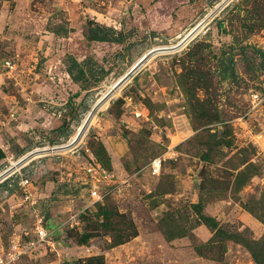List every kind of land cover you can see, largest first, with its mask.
I'll return each mask as SVG.
<instances>
[{
    "label": "rangeland",
    "instance_id": "374dc122",
    "mask_svg": "<svg viewBox=\"0 0 264 264\" xmlns=\"http://www.w3.org/2000/svg\"><path fill=\"white\" fill-rule=\"evenodd\" d=\"M87 22L124 42L87 43ZM259 51L264 0H0V251L33 237L36 214L49 244L15 264H255L249 241L264 264ZM68 56L91 74L80 84ZM92 163L119 184L96 204L79 184ZM211 224L242 245L208 242Z\"/></svg>",
    "mask_w": 264,
    "mask_h": 264
},
{
    "label": "built area",
    "instance_id": "2783aa9c",
    "mask_svg": "<svg viewBox=\"0 0 264 264\" xmlns=\"http://www.w3.org/2000/svg\"><path fill=\"white\" fill-rule=\"evenodd\" d=\"M5 73L8 74L9 71L13 69V64L9 61H5L3 64ZM249 105L250 110L254 113H260L264 117V95L253 91L249 95ZM137 113H134L136 115ZM160 167V159H154L150 162L149 168L150 173L155 175L158 173ZM87 177L81 179L79 184L86 189L87 199L90 204L101 203L103 198L110 195L113 191L118 188V181L115 180V176L108 169L103 168L97 163H92L85 169ZM41 171L34 172L33 175L40 174ZM39 175H37L38 177ZM74 181V179H72ZM27 181H23L22 184H26ZM120 183V182H119ZM103 186V189L101 188ZM34 232L33 237L28 241L23 242L17 236L12 237L8 242V247L6 250L0 251V264H15V262L27 254L28 252L34 251L36 246L40 247L42 245H48V237L46 232L42 227L43 217L34 215Z\"/></svg>",
    "mask_w": 264,
    "mask_h": 264
},
{
    "label": "trees",
    "instance_id": "16d2710c",
    "mask_svg": "<svg viewBox=\"0 0 264 264\" xmlns=\"http://www.w3.org/2000/svg\"><path fill=\"white\" fill-rule=\"evenodd\" d=\"M189 3L194 2L195 0H187ZM71 30L69 28H67L66 26H61L58 28V31L56 32H52L55 36H61V37H66L67 34L70 32ZM82 36L84 38V40L87 43H91V42H98V43H109V44H121L124 41V35L121 32H116L115 30H113L110 27H106V26H102L96 23H91V22H87L84 26V30L82 32ZM256 55L262 60L261 63H264V53L259 51L258 53L256 52ZM68 60V67L65 69L66 74L68 75L69 79L71 80L72 83L74 84H80L82 83L85 78L87 76L90 77V72L89 71H85V69L82 67V65L77 62L75 59L71 58V57H67ZM261 64V65H262ZM263 70H264V64H263ZM75 71V74H73L72 72ZM2 158V154L0 152V159ZM102 166V165H101ZM103 168H107L102 166ZM108 169V168H107ZM109 196V195H107ZM107 196H105L102 200V202L104 200H106ZM100 205V204H99ZM102 207H98V214L97 216L101 215V217L104 220H108L110 219V214L106 212L105 210L101 209ZM206 218L203 219V223L206 222ZM209 221V220H208ZM111 224V223H110ZM109 224V225H110ZM112 225V224H111ZM218 228L215 227V224H211L210 226V231H213V234L211 232V237L210 240H208V242H215V243H221L223 244L226 241H230L232 243L238 244L240 245L241 243L236 241L235 239H233L232 237H225L222 239H217V241H213L214 239L213 236L215 235L216 231ZM114 231V230H112ZM213 235V236H212ZM118 237V236H116ZM254 242V243H253ZM257 242L255 241H249V243H245V244H241L250 254V256L252 257L253 261L255 264H258V259H257V254L254 251V247L258 246V244H255ZM119 245V241L113 245ZM113 247V246H112ZM261 255H264L263 252L260 253ZM87 263L88 264H103V260L101 258V256H97V257H93V258H88L87 259ZM61 264H79V262H62Z\"/></svg>",
    "mask_w": 264,
    "mask_h": 264
},
{
    "label": "bare ground",
    "instance_id": "6f19581e",
    "mask_svg": "<svg viewBox=\"0 0 264 264\" xmlns=\"http://www.w3.org/2000/svg\"><path fill=\"white\" fill-rule=\"evenodd\" d=\"M205 21L201 22L200 24H198L194 29H192L190 32L187 33L186 37H184V39L182 40L181 44L183 43H187L194 35H196L198 33V31L205 25ZM182 39V38H181ZM121 80V79H120ZM121 81H118L117 84H115V86H112L110 89L114 90V88H118L121 84H120ZM117 92V90L115 91ZM108 94V93H107ZM115 94V93H114ZM86 116V115H85ZM87 118V116H86ZM86 118L84 120H82L84 123L86 121ZM91 117L88 118V121L90 120ZM87 121V122H88ZM86 123V122H85ZM83 125V124H82ZM79 128V127H78ZM79 130V129H77ZM81 131V129L79 130ZM74 135V134H73ZM76 136V135H75ZM75 136L71 139V142L74 140ZM47 151V150H46ZM17 166V165H16Z\"/></svg>",
    "mask_w": 264,
    "mask_h": 264
},
{
    "label": "water",
    "instance_id": "95a60500",
    "mask_svg": "<svg viewBox=\"0 0 264 264\" xmlns=\"http://www.w3.org/2000/svg\"><path fill=\"white\" fill-rule=\"evenodd\" d=\"M196 26H194L192 29H194ZM184 39V38H183ZM182 41V40H181ZM145 58V55L144 56H142L131 68H130V70L126 73V74H124V76L121 78V80H119V81H121L120 82V84L121 83H123L128 77H129V75L137 68V67H139V65L142 63V61H143V59ZM91 116V113H89V117ZM88 117V118H89ZM78 137V134L75 136V138H74V140L76 139ZM73 140V141H74Z\"/></svg>",
    "mask_w": 264,
    "mask_h": 264
},
{
    "label": "crops",
    "instance_id": "0c3cea01",
    "mask_svg": "<svg viewBox=\"0 0 264 264\" xmlns=\"http://www.w3.org/2000/svg\"><path fill=\"white\" fill-rule=\"evenodd\" d=\"M106 27H108V26H106ZM110 28H112V27H110ZM113 30H115V29H117L116 27H115V29L114 28H112ZM115 31H117V30H115ZM118 32H121V31H118ZM122 33V32H121ZM124 42V41H123ZM97 43V42H96ZM122 44V43H121ZM119 45V44H118ZM68 76V75H67ZM35 189H38L37 187H35ZM41 195H43V196H41V197H47L46 196V194H41ZM42 199H44V198H42Z\"/></svg>",
    "mask_w": 264,
    "mask_h": 264
}]
</instances>
